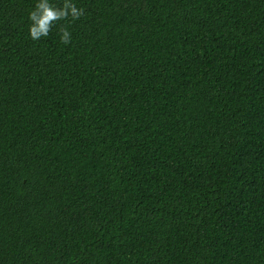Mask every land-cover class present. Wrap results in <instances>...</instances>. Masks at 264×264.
Returning <instances> with one entry per match:
<instances>
[{
  "label": "trees",
  "instance_id": "trees-1",
  "mask_svg": "<svg viewBox=\"0 0 264 264\" xmlns=\"http://www.w3.org/2000/svg\"><path fill=\"white\" fill-rule=\"evenodd\" d=\"M36 2L0 0V264H264V0H73L33 40Z\"/></svg>",
  "mask_w": 264,
  "mask_h": 264
},
{
  "label": "clouds",
  "instance_id": "clouds-1",
  "mask_svg": "<svg viewBox=\"0 0 264 264\" xmlns=\"http://www.w3.org/2000/svg\"><path fill=\"white\" fill-rule=\"evenodd\" d=\"M84 13L73 0H62L60 6H53L51 0H37L35 7L29 12V36L33 40L48 36L53 25L60 20L71 18L72 21L80 18ZM60 42L69 43L71 33L68 27L60 29Z\"/></svg>",
  "mask_w": 264,
  "mask_h": 264
}]
</instances>
